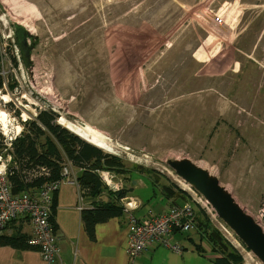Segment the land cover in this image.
Returning <instances> with one entry per match:
<instances>
[{
  "label": "rangeland",
  "instance_id": "obj_1",
  "mask_svg": "<svg viewBox=\"0 0 264 264\" xmlns=\"http://www.w3.org/2000/svg\"><path fill=\"white\" fill-rule=\"evenodd\" d=\"M13 23L36 40L31 74L22 65L15 77L12 60L0 66L16 83L0 92L8 128L44 104L93 144L70 122L91 126L100 150L118 159L106 170L126 188L139 167L155 178L153 203L163 194L166 212L203 208L244 264H262L164 160L211 170L264 229V0H0V42L15 41ZM147 23L144 35L138 25ZM167 184L173 197L161 190Z\"/></svg>",
  "mask_w": 264,
  "mask_h": 264
},
{
  "label": "trees",
  "instance_id": "obj_2",
  "mask_svg": "<svg viewBox=\"0 0 264 264\" xmlns=\"http://www.w3.org/2000/svg\"><path fill=\"white\" fill-rule=\"evenodd\" d=\"M23 30L22 26L16 23L12 24L16 43L17 32L21 33ZM21 60L22 65L28 71L27 66L23 63L22 54ZM30 65L33 66V60L30 61ZM1 86L2 78L0 76V89ZM15 86L14 80H10L7 84L8 91L12 93ZM13 111L16 116L19 115L18 111L14 109ZM21 127L20 134L11 141L12 152L17 162V168L8 176L13 192L32 191V189L41 186L43 182L59 177L62 164L68 161L80 170L76 181L81 196L91 201L90 208H82L80 211L81 222L87 235L93 238L96 223L104 222L112 217L123 216L120 199L128 195V189L124 188L115 193L105 191L107 195L103 198L101 195L104 188L94 173L95 169H109L114 166L118 161L115 156L102 152L99 147L82 140L76 134L62 127L46 110H40L34 117L24 120ZM37 166L47 168L48 176L29 177V171ZM132 169L138 171L139 167ZM172 189L169 184L161 187L163 193L169 198L174 195ZM97 198L98 200L93 201ZM197 212L196 214L195 210L193 211L194 227L190 231V233L193 231L196 234L197 240L194 241L190 234L183 235L190 240L189 243L193 249L202 256L210 253L214 264H244L240 252L213 224L210 215L203 208ZM51 223H54L52 213ZM53 227L55 230L54 224ZM173 231L178 232L177 229ZM27 238L28 235L21 233L20 226L16 225L9 235H3V233L0 235V245L11 246L17 250L27 249V247L29 248L26 244ZM238 242L245 248L239 240Z\"/></svg>",
  "mask_w": 264,
  "mask_h": 264
},
{
  "label": "built area",
  "instance_id": "obj_3",
  "mask_svg": "<svg viewBox=\"0 0 264 264\" xmlns=\"http://www.w3.org/2000/svg\"><path fill=\"white\" fill-rule=\"evenodd\" d=\"M11 60L16 67V71H13L14 76L17 77L20 75L22 60L20 49L13 39L8 43L0 42V66L3 62ZM5 74L6 71L1 69L2 86L0 92L5 88L7 89V83L12 78L9 74L5 79ZM7 124V122L0 121V234L12 221L21 217L27 218L31 225V231L26 244L29 248L35 249L43 261L55 262L59 259L60 248L51 223L52 202L61 183L69 181L75 184L77 182L75 178L72 180L69 178L72 173V165L68 161L63 163L60 176L43 182L37 189L13 192L8 176L17 168V162L12 152L11 141L20 134L22 127L21 124H16L13 130V126L10 124L8 128ZM94 173L105 191L115 193L124 187L123 181L121 179L119 181V177L111 174L106 168L95 169ZM35 176H48L47 168L37 166V168L31 169L29 177ZM79 194V199H81V193ZM120 202L123 222L127 228L124 253L130 264L152 242L167 246L174 252L183 250L181 245L171 243L170 236L175 229L183 234H187L193 229V210L190 206L173 205L170 206L169 212L149 214L138 218L133 213L139 206L136 196L127 195L121 198Z\"/></svg>",
  "mask_w": 264,
  "mask_h": 264
},
{
  "label": "crops",
  "instance_id": "obj_4",
  "mask_svg": "<svg viewBox=\"0 0 264 264\" xmlns=\"http://www.w3.org/2000/svg\"><path fill=\"white\" fill-rule=\"evenodd\" d=\"M138 28L144 35L149 32L148 23L146 25L139 24ZM135 40L140 44L144 43L140 39L135 38ZM160 46L162 49L164 48L162 45ZM162 52L159 51L152 58L155 57L154 59H156ZM138 171L126 173V180L131 181V185L127 188V194L136 196L139 201V206L133 211L134 215L141 218L149 214L165 213L168 206L163 194H161L159 201L153 203V199L156 198V194L153 191V188H156L155 178L149 179V175H143L140 173L141 171ZM79 173L80 170L78 168L72 167V173L69 178L71 180L76 179ZM136 176L141 177L138 179L145 182L140 186L132 183L133 180L137 181ZM124 185L126 189V182ZM79 193L77 182L72 184L69 181H65L61 183L53 197L51 213L57 243L60 248L59 259L55 260V262L47 263L41 259L35 249L27 247V249L17 250L11 246L0 245V264H130L124 253L127 228L123 222L122 215L96 223L94 225V236L90 238L82 225L80 211L82 208H90L91 201L86 200L85 197L79 199ZM96 200L98 198L93 201ZM149 201H152V204H149ZM153 206H156V208L153 209ZM16 225L20 226L21 233L29 235L31 225L25 217L9 223L3 231V235H9L12 228ZM188 234L190 232L181 235L173 231V235L170 236L171 243L182 246L183 250L181 252H174L167 246L152 242L147 246V249L143 250L133 260L132 264H214L210 253L202 256L193 249L189 242L187 244L183 242V240L187 239L183 235Z\"/></svg>",
  "mask_w": 264,
  "mask_h": 264
},
{
  "label": "water",
  "instance_id": "obj_5",
  "mask_svg": "<svg viewBox=\"0 0 264 264\" xmlns=\"http://www.w3.org/2000/svg\"><path fill=\"white\" fill-rule=\"evenodd\" d=\"M25 34L30 39L29 44L26 42ZM34 38L35 35L25 33L24 30L16 34L23 63L30 74L33 69L30 65V51L35 45ZM164 163L205 199L217 218L264 264V229L251 214L243 210L232 195V191L222 185L211 170L188 158H166Z\"/></svg>",
  "mask_w": 264,
  "mask_h": 264
},
{
  "label": "bare ground",
  "instance_id": "obj_6",
  "mask_svg": "<svg viewBox=\"0 0 264 264\" xmlns=\"http://www.w3.org/2000/svg\"><path fill=\"white\" fill-rule=\"evenodd\" d=\"M35 40H36V38H34V41ZM162 53H160L156 58H159L162 55ZM15 93L19 94L22 97L21 98L22 100L30 101L28 96L25 94V92H23V90L21 89L20 86L16 87ZM42 107L44 108V110L48 111L50 114L55 116L54 118L56 119V123H58V124L62 123L63 117H62L61 113H59L55 109H53V108H51L45 104ZM5 118H6L5 112L0 110V121H3L5 123L6 122ZM70 123H71L70 127H72L74 129V131H76L78 133L80 131L82 134L87 136L86 137L87 141L97 145V147H99V148L102 147L101 142L98 141L97 133L95 132V130L91 126H89L87 124H80V123L74 122V121H71ZM236 239H238V238L236 237Z\"/></svg>",
  "mask_w": 264,
  "mask_h": 264
},
{
  "label": "clouds",
  "instance_id": "obj_7",
  "mask_svg": "<svg viewBox=\"0 0 264 264\" xmlns=\"http://www.w3.org/2000/svg\"><path fill=\"white\" fill-rule=\"evenodd\" d=\"M18 45V44H17Z\"/></svg>",
  "mask_w": 264,
  "mask_h": 264
}]
</instances>
